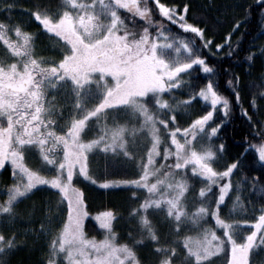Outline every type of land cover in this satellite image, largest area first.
Returning a JSON list of instances; mask_svg holds the SVG:
<instances>
[{"label": "snow or ice", "instance_id": "6c2138e0", "mask_svg": "<svg viewBox=\"0 0 264 264\" xmlns=\"http://www.w3.org/2000/svg\"><path fill=\"white\" fill-rule=\"evenodd\" d=\"M256 5L264 13V0ZM15 7L16 0H0L6 13L0 20V173L8 172L11 181L2 186L0 264H8L29 234L47 238L43 264H214L221 256L224 264H255L254 251H264V203L243 204L241 185L232 178L240 174L264 200V172L248 177L243 169L250 150L264 161V119L254 121L244 109L257 142L245 138L238 156L222 170L214 167L226 155L218 135L225 121L214 122V111L222 104L227 117L228 98L212 80L198 93L189 91L187 100L176 95L193 87L194 66L213 73L201 54L213 41L205 27L191 22L190 4L32 0L28 20L13 19ZM32 22L35 31L29 30ZM233 51L230 46L228 55ZM195 95L210 101L211 110L180 125L178 116L188 114ZM235 96L239 103L240 93ZM251 104L256 107L255 95ZM99 157L103 175L131 165L135 178L98 180L90 164ZM74 176L103 189L135 188L127 217L134 223L121 239L113 227L120 217L112 210L95 216L102 239L85 233L86 197ZM40 191L56 197L58 211L53 214L46 200L43 214L29 213V227L18 230L24 216L17 206ZM230 191L237 193L231 207ZM237 214L250 218L234 219ZM243 225L251 226L245 234Z\"/></svg>", "mask_w": 264, "mask_h": 264}, {"label": "trees", "instance_id": "16d2710c", "mask_svg": "<svg viewBox=\"0 0 264 264\" xmlns=\"http://www.w3.org/2000/svg\"><path fill=\"white\" fill-rule=\"evenodd\" d=\"M164 2H173V0H164ZM186 2L190 4L191 22L205 27V36L211 37L213 41L210 46L211 51L202 48L201 52L209 66L213 68L218 93L229 100L227 120L219 135L225 142L226 155L230 162L246 147L245 138L253 140V143L257 142L252 132L253 125L249 123L243 110L246 109L247 114L252 116L254 121L264 119V100L259 98L260 93L264 91V56L259 55L260 48L264 46V13L261 12V6L256 5V0H186ZM31 3L32 0H16L15 9L20 6L21 10H26ZM248 5H252L250 11H246ZM11 15L13 19H21L14 11ZM5 16L6 13L0 12V20L5 19ZM237 20L242 22L233 31V25ZM37 28L38 25L32 22L29 30L35 31ZM229 32L232 33L230 37H228ZM217 43L224 46L216 49ZM230 46L234 49L231 56L228 55ZM249 52L257 53L251 61L246 59ZM193 79L202 83L204 76L195 74ZM230 80L231 85L228 83ZM237 91L240 93L239 103L235 96ZM253 95L257 97L255 108L251 104ZM243 169L244 173L251 177L264 172V165L257 160L254 151L250 150L243 158ZM115 171L118 174L104 175L102 179H132L127 170L115 169ZM2 178L7 180L9 173L4 172ZM83 189L86 210L90 216L108 210L119 214L120 218L114 221L113 227L118 239H121L129 229V224L134 223L127 217L130 203L128 197L130 191L135 189L129 187L103 189L96 184L85 185ZM41 198L39 192H36L34 195L36 203H42ZM261 202L264 203V200ZM85 231L89 236H102L101 231L94 228L92 219L87 220ZM253 259L255 264H261L264 260L262 251H254ZM40 261L39 252L33 246H27L14 252L10 264H41Z\"/></svg>", "mask_w": 264, "mask_h": 264}, {"label": "rangeland", "instance_id": "374dc122", "mask_svg": "<svg viewBox=\"0 0 264 264\" xmlns=\"http://www.w3.org/2000/svg\"><path fill=\"white\" fill-rule=\"evenodd\" d=\"M19 17L21 18L20 20H26L28 17H26L25 14H20ZM173 31H178L181 32L182 35L188 36V37H193L194 34L191 33H184L182 30L177 29L176 27L173 26ZM41 40L45 43L48 44L49 40L47 37H41ZM196 42L199 44L200 41L196 39ZM202 51V48H201ZM202 54V52H201ZM195 74H201L202 76H204V79L202 81V83L196 82L195 79H193V76ZM188 79V78H186ZM191 82L193 87L192 88H185L182 89L180 91H178L176 93L177 97L181 100H187V93L189 91H192L193 94L198 93L199 88L206 86V84L208 83L209 80H212L213 82V86L216 89V77L214 76L213 73L208 74V73H204L202 72L201 68L199 66H194V69L192 70V76H191ZM217 90V89H216ZM222 104H218L216 106V109L214 111V116H213V121L214 122H219L220 120H224L226 123L227 117L224 115L222 109ZM211 110V104L210 101H205L202 97H199L198 95H195L194 100H192L191 102H189V107H188V114L184 115L183 117L178 116V123L180 125H184L186 126L187 122H190L191 119H194L195 117H197L198 115H202L204 114L206 111ZM229 112V109H228ZM213 121L209 122V127L212 126ZM225 123L223 125V127L221 128V130L224 128ZM220 130V131H221ZM162 135H163V131H162ZM219 135V134H218ZM220 136V135H219ZM216 143H219L220 140L219 139H215ZM255 156L257 157V160L264 165V161H260L258 158V152L254 151ZM91 159V157H90ZM229 162V160L227 159V155H225L224 158H221L220 161L218 163L214 164V167L218 168L219 170H222L223 165L225 162ZM29 163H34V161H29ZM103 168H104V160L102 157L97 158L96 160H94L91 164H90V172L93 173L96 178L98 180H103L102 176L103 175ZM116 169H120V170H127L128 172H130L132 178H135V172L136 169L131 167V165L125 167L124 165H120L118 168ZM127 179V178H124ZM233 185L235 186L237 184V182L240 183L241 187L239 190V195L241 197V201L243 202V204H247L249 200L253 201L254 203L256 202H261L260 200V196L257 194V192L255 191H251L249 189L248 186V182L243 180L241 178V176H239V174H234L233 176ZM11 181L9 180V178L7 180H4V178L1 177L0 179V202H2L4 199H6V197L3 194V190H2V186L4 184L10 183ZM74 183L83 189V186L85 185H89V184H93L90 181L85 180L83 177H76L74 176ZM98 187H100L99 184ZM199 186V185H198ZM121 187H127V186H121ZM135 189V188H134ZM215 190V189H214ZM237 193L230 191L229 192V197H226V203H228V206L231 207L232 206V201L230 198H234V196ZM40 197H42V203H36L37 201L34 199V195L28 199L25 200L23 203L19 204L17 206L18 211H21L22 215L24 216L23 220H19L17 221L16 227L18 230L23 231L25 228L29 227V223H28V214L32 213L34 216L36 217H40L43 212L45 211V201H50V203L47 204V208H50L52 210V213L55 214L58 211L59 205L57 204V199L55 196H53L52 194H50L47 191H40L39 192ZM33 206H35V210L33 211ZM87 211V210H86ZM224 211L226 212L227 209H224ZM99 214V213H98ZM95 215H88V217L85 220V225L88 219H92L93 222V226L95 229H97V231H101L102 236L99 237H95L97 239H102L103 238V230L100 229L98 227L99 222L95 220ZM162 215V213H161ZM234 219H245V218H250L248 214H237L233 217ZM114 223V222H113ZM59 224L58 222L54 225V227H58ZM251 226L250 225H243L242 229H241V233L245 234L248 230H250ZM84 230H85V226H84ZM86 233V231H85ZM87 234V233H86ZM219 234V233H218ZM88 235V234H87ZM89 236V235H88ZM89 237H94V236H89ZM24 239H26L27 243L26 245H23L21 247H19L17 250L23 248V247H27V246H33V248H35V250H37L39 252V257H40V263L43 264V256L46 255V253L48 252V248L46 245V239L44 237H41L40 239H37L35 236H33L32 234H29L27 237H25ZM16 250V251H17ZM15 252V251H14ZM11 253L8 257V264H10V260L12 255L14 254ZM263 253V257H264V251H262ZM214 264H224L223 261V257L221 256L219 259H215L214 258ZM261 264H264V260Z\"/></svg>", "mask_w": 264, "mask_h": 264}, {"label": "flooded vegetation", "instance_id": "af4514ba", "mask_svg": "<svg viewBox=\"0 0 264 264\" xmlns=\"http://www.w3.org/2000/svg\"><path fill=\"white\" fill-rule=\"evenodd\" d=\"M13 11H14V13H16V14H19V15H20V14H25L26 17H28V16H27V12H26V10H21V9H20V6H19L18 9H14ZM2 13H4V12H2ZM28 19H29V18H27L26 20H28ZM3 173H4V172L0 173V179H1L2 175H3Z\"/></svg>", "mask_w": 264, "mask_h": 264}]
</instances>
